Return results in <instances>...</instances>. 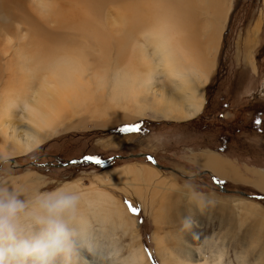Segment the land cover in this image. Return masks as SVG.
Masks as SVG:
<instances>
[{"label": "rangeland", "instance_id": "374dc122", "mask_svg": "<svg viewBox=\"0 0 264 264\" xmlns=\"http://www.w3.org/2000/svg\"><path fill=\"white\" fill-rule=\"evenodd\" d=\"M151 1L154 0L143 4L150 19L156 11ZM4 10L8 14L4 13L7 20L0 18V29L6 31L1 33V47L15 51L24 42L30 44V39L23 41L16 32L17 23L22 28L29 27L21 10L11 2L9 8L4 5ZM200 18L203 23H215L218 30L225 26L213 45L210 38L208 41L215 65L205 88L204 109L198 117L175 121L151 107L138 112L144 117L136 114L132 119L131 111L103 118L87 113L73 121L81 122L77 128L48 134L41 145L13 156V161L8 159L0 167V182L7 181L21 190L24 182L37 184L40 193L60 184L77 185L87 191L97 187L115 198L116 204L110 208L117 213L107 219H102L106 215L101 213L109 211L108 203L101 213V206L86 209L91 239L114 247L112 251L96 247L89 251L101 263L109 264L110 254L117 249L127 251L139 244L145 264H182L176 251L181 245L189 248L195 258L202 251L210 260H215L217 252L222 253L221 264H264V197L238 191L264 190L249 182L250 177L235 182L211 172L225 187L234 190L223 191L212 175L202 173L203 167L192 160L198 153L204 157L209 148L234 158L236 164L233 163L244 175L264 171V0H222L214 12H201ZM31 45L34 43L26 49L33 50ZM37 47L36 44L34 49ZM134 123L142 129L140 132L119 131ZM3 151L4 144L0 145V154ZM140 152L153 154L166 167H159L145 155L130 156ZM87 153L101 158L115 154L129 158L118 156L106 164L83 160L57 165ZM201 164L205 166V160ZM119 166V170L114 169ZM131 206L138 211L133 213ZM158 216L171 219L160 222L155 219ZM162 239L166 245L160 242Z\"/></svg>", "mask_w": 264, "mask_h": 264}, {"label": "bare ground", "instance_id": "6f19581e", "mask_svg": "<svg viewBox=\"0 0 264 264\" xmlns=\"http://www.w3.org/2000/svg\"><path fill=\"white\" fill-rule=\"evenodd\" d=\"M220 1L154 0L151 3L156 11L150 19L143 9L145 0H0V18L7 20L4 5L9 8L10 2L14 3L21 10L23 21L29 24L22 28L17 23L16 32L23 41L30 39V44L38 46L26 49L30 44L22 41L19 49L8 51L0 45V145L4 144L0 156L13 161V156L41 145L48 134L77 128L81 122L73 121L87 113L103 118L131 111L132 117L120 116L132 119L136 114L145 115L138 112L151 107L175 121L198 117L204 109L205 88L215 65L208 41L210 38L213 45L225 26L218 30L215 23H203L200 13L214 12ZM2 32L6 31L0 29V40ZM120 156L123 160L129 158ZM204 157L205 166L222 177L233 181L249 179L238 166L233 167L218 154L206 153ZM205 172L210 173H202ZM253 173L256 178L249 182L264 190V171ZM23 184L22 199L31 201L41 194L37 184ZM67 187L84 194L75 225L81 253L88 257V264H104L89 251L94 247L112 251L114 247L91 239L86 209L101 206V213L108 203L109 211L101 213L106 215L102 219H107L117 213L110 208L116 204L115 198L95 186L88 191L77 185ZM155 219L161 222L171 218ZM133 247L143 250L139 244ZM176 251L182 264L222 263L219 252L215 260H210L203 251L195 258L182 245Z\"/></svg>", "mask_w": 264, "mask_h": 264}, {"label": "clouds", "instance_id": "9594fccd", "mask_svg": "<svg viewBox=\"0 0 264 264\" xmlns=\"http://www.w3.org/2000/svg\"><path fill=\"white\" fill-rule=\"evenodd\" d=\"M21 196V189L0 182V264H88L75 226L84 194L60 184L31 201ZM110 260L145 264L140 248L117 249Z\"/></svg>", "mask_w": 264, "mask_h": 264}, {"label": "water", "instance_id": "95a60500", "mask_svg": "<svg viewBox=\"0 0 264 264\" xmlns=\"http://www.w3.org/2000/svg\"><path fill=\"white\" fill-rule=\"evenodd\" d=\"M139 155H145L147 157L151 156L153 159H151L156 165H158L159 167H166V166H163L161 163H159L158 161H156V158L154 157L153 154L151 153H143V152H140V153H137ZM85 156H95V155H92V154H83L79 157H73V158H70V159H67L66 161H62V162H59L58 165H66L68 163H71L72 161H83L84 157ZM121 157L120 155H111L110 157H105V158H101V157H98L101 161L100 164H106V163H109L112 159H114L115 157ZM94 162V161H92ZM31 163L33 164H37L36 161H32ZM96 163V162H95ZM3 165V163H0V167ZM213 180L219 185L220 189L223 190V191H226V192H231V191H234L233 189L231 188H228V187H225L222 183L219 182L218 178L215 177V176H212ZM240 193L242 194H245V195H248V196H255V197H264V193H249L247 191H244V190H239Z\"/></svg>", "mask_w": 264, "mask_h": 264}, {"label": "crops", "instance_id": "0c3cea01", "mask_svg": "<svg viewBox=\"0 0 264 264\" xmlns=\"http://www.w3.org/2000/svg\"><path fill=\"white\" fill-rule=\"evenodd\" d=\"M206 151V153H215V154H218L219 156H220V158L221 159H224V160H226V161H229L231 164H232V166L234 167V166H236L235 164V160H234V158H231L229 155H227V153L226 152H221V151H218V150H213V149H206L205 150ZM205 153V154H206ZM204 158L205 157H203V155L202 154H200V153H198V156H193V158H192V160L194 161V162H196L197 164H199V165H201L202 167H203V171H205L204 169H206V170H208L210 173L213 171L212 169H210V167H208V166H204V165H202L201 164V162H203L204 161ZM235 164H234V163ZM120 167V166H119ZM250 167H255V166H250ZM250 171H252V170H250ZM214 173H216L215 171H213ZM213 174V173H212ZM217 174V173H216ZM253 174H255V173H253V171H252V173H246L244 176L245 177H250L249 179H253L252 178V176H254ZM219 175V174H218ZM220 176V175H219ZM218 176V177H219ZM222 177V176H221ZM220 177V178H221ZM225 178V177H224ZM256 178V177H255ZM237 181V180H236ZM235 181V182H236ZM238 182V181H237Z\"/></svg>", "mask_w": 264, "mask_h": 264}, {"label": "snow or ice", "instance_id": "6c2138e0", "mask_svg": "<svg viewBox=\"0 0 264 264\" xmlns=\"http://www.w3.org/2000/svg\"><path fill=\"white\" fill-rule=\"evenodd\" d=\"M142 129L139 127L138 124H129L125 125L124 127L120 128V132H125V133H131V132H140ZM86 161H94L96 163H101L100 159L97 156H85L83 158ZM149 159H153L151 156H149ZM71 163H76V161H72ZM130 203V202H129ZM133 213H136L138 209L135 206H131L130 209Z\"/></svg>", "mask_w": 264, "mask_h": 264}, {"label": "trees", "instance_id": "16d2710c", "mask_svg": "<svg viewBox=\"0 0 264 264\" xmlns=\"http://www.w3.org/2000/svg\"><path fill=\"white\" fill-rule=\"evenodd\" d=\"M115 161H116V160H115ZM120 164H122V163H114L113 165L116 166V165H120Z\"/></svg>", "mask_w": 264, "mask_h": 264}, {"label": "flooded vegetation", "instance_id": "af4514ba", "mask_svg": "<svg viewBox=\"0 0 264 264\" xmlns=\"http://www.w3.org/2000/svg\"><path fill=\"white\" fill-rule=\"evenodd\" d=\"M37 164H39V163L37 162Z\"/></svg>", "mask_w": 264, "mask_h": 264}]
</instances>
